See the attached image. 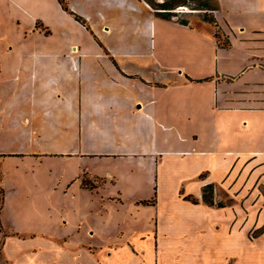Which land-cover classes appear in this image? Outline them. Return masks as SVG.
Wrapping results in <instances>:
<instances>
[{
    "label": "crops",
    "instance_id": "0c3cea01",
    "mask_svg": "<svg viewBox=\"0 0 264 264\" xmlns=\"http://www.w3.org/2000/svg\"><path fill=\"white\" fill-rule=\"evenodd\" d=\"M66 2L72 14L57 0H0L3 229L19 234L8 220L17 191L30 210L59 212L55 218L49 211L40 231L58 237L56 259L39 264H264V0H215L227 46L215 41L206 100L174 90L182 100L172 102L165 121L156 87L175 85L176 76L187 81L186 69L130 63L128 55L145 54L107 37L131 34L136 48L156 19L178 22L144 0ZM104 11L131 23L100 25ZM201 126L212 137L197 150ZM170 130L183 135L162 149L157 134L168 142ZM206 184L213 205L202 201ZM22 257L5 259L38 264L35 255Z\"/></svg>",
    "mask_w": 264,
    "mask_h": 264
},
{
    "label": "rangeland",
    "instance_id": "374dc122",
    "mask_svg": "<svg viewBox=\"0 0 264 264\" xmlns=\"http://www.w3.org/2000/svg\"><path fill=\"white\" fill-rule=\"evenodd\" d=\"M154 1L160 2L161 0ZM197 8L198 7L194 5H185L178 6L173 10L175 16L171 20L186 21L188 23L186 28L178 25V23L176 24L173 22L156 19L155 24H150L152 26H150L149 28V35L147 36V38L143 39L141 43H137L135 46L136 48H133V46L130 44L133 41L131 34H126L120 31L121 34L117 35L113 32L111 34H108L107 37L110 44H112L114 47H121V45H124L125 49L132 51L131 53L142 51V53L145 54L138 55L136 53H133L128 55V58H126V60L130 63L139 62L138 64L142 65L143 63L147 62H150L151 64H156L157 62H159V67L162 70H164L168 65H174L178 67L181 66L186 69L188 73L187 81H184L182 83L180 82V78L176 76L174 78L175 82H173L176 83L175 85L170 87L159 85L156 87L157 95H155V100L159 102L158 114L161 118V121H165L168 113L172 111L171 108L174 107V105H172V102L178 104L180 100H182L180 96H177L176 98V95L180 93H174V90H181L186 99L194 101L199 99L200 101L204 102L206 100L208 90L210 89V85L204 83L203 79L207 78L214 72V60L216 57L217 49L215 47L216 40L213 37L215 28L212 26V23L209 24L208 22H206V20H209L210 18H215L216 20V16H219V14L217 13V11L206 12L204 14V10H199ZM103 14L105 18L102 22H100V25H120L119 27L121 28V25L124 24V21L125 23H131L126 16L122 17L121 13L116 14L115 12L104 11ZM217 24L219 26L218 21ZM104 28L105 26L102 29ZM225 39V36H220V42L224 41ZM143 57H145L146 60L140 61L144 59ZM179 70L180 69L178 68L177 71ZM167 87L172 89L167 91ZM211 113L213 112L210 111V114ZM210 124L212 125V123ZM186 131L187 129L183 130V132ZM169 132L173 134V137L169 138L170 140L168 142H166L164 135H162L161 133L157 134L156 141L159 147L162 149H170L175 142L177 135L181 136L182 134H180L178 130H170ZM227 135H229V132H227ZM211 137L212 134L209 126H201L200 130L198 129V139L195 140L194 148L199 150L205 147V142ZM165 158L167 159L168 157H162L160 159V161H162V165L159 166V171L164 169V164L166 163ZM209 163L214 164L212 160H210ZM189 165L190 164L188 163V166ZM172 170H174L173 167ZM9 171H15V168L10 167ZM1 172L2 171L0 167V182L2 178ZM86 179L88 180L89 178ZM89 180H92L91 182L94 185H100L102 183L101 180L98 179L90 178ZM191 184L192 181L187 182L186 188L193 189L194 187L191 186ZM14 193L16 194L13 195ZM17 193V191L13 192L11 194L12 196L9 198V204L11 208L9 209L10 212L8 220L12 223L11 226L14 229L13 232L17 231L19 234L9 233L7 230L3 229L5 228V226L0 223V264H8L5 258L11 256L14 258V260L20 263V261H22V259L24 258L22 257L23 255H35L34 259L38 264L40 263V261L44 263L55 261L56 253L54 251L55 244L58 243V237L56 236L53 238L47 235L42 236L40 231L45 229V226L43 225L44 221H46L45 218L47 217V215H49V211L52 212L53 217L58 218L59 212L57 208H50L49 210L46 205H44L43 207L40 206L39 212L30 210V207H32V202L30 201V199H19L17 197ZM22 193L23 192H20V194ZM1 198L2 189L0 187V202ZM223 200L227 201L226 198ZM40 203L43 202L40 201ZM12 208L16 210H13ZM70 217H72V219H76V215L74 213H71ZM57 226L58 224L56 222L52 223L53 228H57ZM73 229L74 228L72 225V232ZM31 231L34 232L32 235L29 233ZM255 235V231L250 233V235H248V239L251 240V237H254ZM5 236H9V239H7V241H4ZM220 241L223 242L224 240L221 239ZM240 244L242 249L245 250V248H248V246H246V243H243L241 241Z\"/></svg>",
    "mask_w": 264,
    "mask_h": 264
},
{
    "label": "trees",
    "instance_id": "16d2710c",
    "mask_svg": "<svg viewBox=\"0 0 264 264\" xmlns=\"http://www.w3.org/2000/svg\"><path fill=\"white\" fill-rule=\"evenodd\" d=\"M150 8L154 10L156 15L160 16L162 19L165 20H171L175 15L173 10L176 9L178 6H185V5H194L198 7L197 9L199 10H204V14L206 12H213L217 10L216 7V2L215 0H161L160 2H155L154 0H144ZM61 8L72 14L68 8L66 0H57ZM75 20L80 21V18L75 16ZM214 19V20H213ZM210 18L209 20L207 19L206 22L209 24L212 23V26L215 28V31L213 33V37L216 40V44L218 46L225 47L227 44L225 42H220V28L217 24V21L215 18ZM179 24L182 25H187L186 21H176ZM81 184L86 187L88 186V182L85 179H82ZM212 195H213V186L211 184H206L202 188V201L207 204V205H213V200H212ZM186 200L191 201L192 203H197V200L194 199L193 197H185ZM223 203H217L218 207H221ZM261 231V230H260Z\"/></svg>",
    "mask_w": 264,
    "mask_h": 264
}]
</instances>
